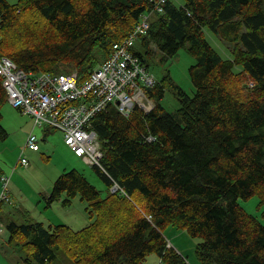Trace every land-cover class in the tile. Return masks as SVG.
<instances>
[{
	"label": "trees",
	"instance_id": "obj_1",
	"mask_svg": "<svg viewBox=\"0 0 264 264\" xmlns=\"http://www.w3.org/2000/svg\"><path fill=\"white\" fill-rule=\"evenodd\" d=\"M182 1L166 0L138 40L145 54L156 47L165 58L189 44L195 94L173 85L180 106L169 112L165 80L147 89L150 111L136 106L124 115L110 102L94 115L103 151L95 168L125 193L101 198L78 170L63 174L49 200L66 191L68 205L79 194L92 221L78 231L8 223L26 264H147L151 254L189 264L167 247L169 226L200 238L201 264H264V223L240 204L257 196L264 205V0ZM153 7V0H0V55L26 71H76L80 82ZM207 28L231 46L229 57L209 42ZM7 99L0 76V139L8 136Z\"/></svg>",
	"mask_w": 264,
	"mask_h": 264
},
{
	"label": "rangeland",
	"instance_id": "obj_2",
	"mask_svg": "<svg viewBox=\"0 0 264 264\" xmlns=\"http://www.w3.org/2000/svg\"><path fill=\"white\" fill-rule=\"evenodd\" d=\"M7 1L12 4L18 2V0ZM174 1L177 5L183 3L182 0ZM206 30L209 42L223 57H229L231 46L228 47L208 28ZM135 48L144 53L145 64L156 82L166 80L165 94L161 102L167 111L173 112L180 106L173 85L181 87L190 96L195 94L196 89L189 73V68L195 63V57L189 51V44L175 55L166 58L156 47L153 54H145L140 40L137 41ZM152 102L154 103L153 99ZM146 105L150 107L152 103L146 101ZM18 112L22 113L8 101L2 107L3 125L8 136L0 139V172H4L0 175V180L3 174L10 176V186L8 201L0 202V264H26L24 260L26 251L10 242V231L7 228L10 222L21 224L38 221L45 226L66 225L78 231L92 221L89 202L83 200L79 194L70 198L71 203L68 205L63 203L65 198H69L66 191L60 199L49 200L56 181L63 174L78 170L99 190L101 198L112 192L95 166L74 154L65 143L61 130L48 126H35L30 116L27 117V121L24 118H16ZM31 123L33 127L31 125L32 128L28 130L27 124ZM32 130H35L34 133L40 139L39 150L25 148L27 135ZM21 155L28 158L29 166L17 165ZM240 204L264 223V205H260L259 197L254 196L247 200L241 198ZM165 236L171 243V247L168 248H175L189 264H201L196 249L201 241L200 238H195L188 231L173 226L166 229ZM158 260L157 254H151L146 263L156 264Z\"/></svg>",
	"mask_w": 264,
	"mask_h": 264
},
{
	"label": "built area",
	"instance_id": "obj_3",
	"mask_svg": "<svg viewBox=\"0 0 264 264\" xmlns=\"http://www.w3.org/2000/svg\"><path fill=\"white\" fill-rule=\"evenodd\" d=\"M154 7L142 15L134 30L125 39L114 43L109 57L90 76L79 82L78 73H48L26 71L9 57L0 55V76L8 95V102L24 114L31 116L36 126L59 129L65 143L88 163L102 167L103 151L98 134L91 129L94 115L110 102H118L121 113L129 115L138 106L145 111L155 103L147 95L148 87L156 80L139 55L134 52L137 40L151 26L154 12H163L166 0H153ZM250 86H253L250 83ZM146 101L152 103L147 107ZM26 149L39 150L40 139L35 133L26 138ZM19 165L29 166L21 155ZM10 176H1L0 202L9 199ZM112 192L122 191L113 184ZM125 193V192H124ZM167 247H171L169 242ZM156 264H165L160 258Z\"/></svg>",
	"mask_w": 264,
	"mask_h": 264
},
{
	"label": "crops",
	"instance_id": "obj_4",
	"mask_svg": "<svg viewBox=\"0 0 264 264\" xmlns=\"http://www.w3.org/2000/svg\"><path fill=\"white\" fill-rule=\"evenodd\" d=\"M27 117H29V115H27V114H23V112L22 113H20V112H18V115H17V117L16 118H20V119H22V118H24L26 121L28 120L27 119ZM31 117V116H30ZM33 123H31V124H27V128H28V130H30V128H32L33 127V125H32ZM31 125H32V127H31ZM36 126V125H35ZM34 133L35 132V130H32L30 133ZM29 135V134H28ZM28 135H27V137H28ZM73 151V150H72ZM20 158H21V156H20ZM19 158V159H20ZM19 159H18V161H17V165H18V162H19ZM93 166H96V165H93ZM99 167V166H98ZM2 173H4V172H0V175L2 174ZM0 185H1V180H0Z\"/></svg>",
	"mask_w": 264,
	"mask_h": 264
},
{
	"label": "bare ground",
	"instance_id": "obj_5",
	"mask_svg": "<svg viewBox=\"0 0 264 264\" xmlns=\"http://www.w3.org/2000/svg\"><path fill=\"white\" fill-rule=\"evenodd\" d=\"M262 12H263V10H261ZM155 13V12H154ZM153 16V15H152ZM152 16H151V18H152ZM137 25V24H136ZM151 27V26H150ZM261 82V81H260Z\"/></svg>",
	"mask_w": 264,
	"mask_h": 264
}]
</instances>
